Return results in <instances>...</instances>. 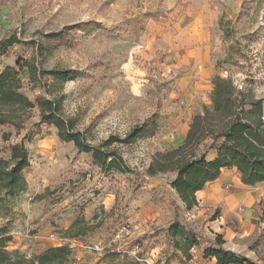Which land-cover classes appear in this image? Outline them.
<instances>
[{
	"label": "rangeland",
	"instance_id": "obj_1",
	"mask_svg": "<svg viewBox=\"0 0 264 264\" xmlns=\"http://www.w3.org/2000/svg\"><path fill=\"white\" fill-rule=\"evenodd\" d=\"M185 9L184 0H0V42L12 35L19 41L0 56V71L35 55L44 70L66 76L55 84L46 76L45 89L25 86L29 99L50 92L61 96L65 115L92 145L111 135L123 138L146 121L152 131L130 145H114L130 168L119 173L96 167L90 154L78 153L72 142L58 139L54 127L41 125L40 135L24 140L27 189L8 219L0 220L11 236L8 251L31 258L67 238L73 240L67 264H107L106 251L141 264L166 263L172 256L160 249L166 221L153 212L154 205H174V175L155 176V182L145 174L155 152L176 147L163 144L164 138L211 106L215 77L261 100L264 123V0H236L223 8L220 19L209 24L203 54L190 45L160 50L159 39L146 35L149 20L164 19L172 35L184 29L199 39L188 17L178 21ZM204 68L212 71L210 77ZM39 121L34 109L18 135L0 126V158L9 160L7 146L31 136ZM180 220L173 223L193 231ZM76 231L82 234L68 236Z\"/></svg>",
	"mask_w": 264,
	"mask_h": 264
},
{
	"label": "trees",
	"instance_id": "obj_2",
	"mask_svg": "<svg viewBox=\"0 0 264 264\" xmlns=\"http://www.w3.org/2000/svg\"><path fill=\"white\" fill-rule=\"evenodd\" d=\"M16 43L19 41L15 35L0 42V56L5 55L7 49ZM46 76L52 77L54 84L63 82L66 77L64 72L44 70L35 55L28 60L17 61L15 67H5L0 71V126L12 127L18 135L34 109L40 120L33 125L31 136L26 134L20 142L7 146L9 160L0 158V220L8 219L16 198L27 189L24 170L29 166V157L24 140L40 135L41 125L54 127L61 142H72L78 153L90 154L93 164L105 172L130 171L114 145L127 146L147 132L152 135L150 124L146 121L134 126L123 138L111 135L98 145H92L75 129L74 119L65 115L61 96L50 92L49 96L39 94L31 100L24 93L25 86L32 88L40 84L45 89L43 79ZM262 120L261 100H253L230 79L215 77L211 106L203 107L201 112L192 116L181 145L153 154L145 174L150 178L173 174L170 186L186 211L197 206L196 192L216 180L222 169L236 168L244 185L253 186L264 182ZM8 137L2 135L3 141L7 142ZM210 151H214L216 157L208 161L206 155ZM81 234L80 231L69 232L68 236L78 237ZM167 237L170 245L181 253L182 264L192 259L191 250L200 245L199 237L191 231L187 232L185 226L178 223L169 225ZM10 240L11 236L0 226V264H67L71 256V250L60 245L26 258L18 251L7 250ZM222 245V239L216 237L214 248L204 247L202 257H214L216 264H257L223 249ZM106 252L107 264H141L117 252Z\"/></svg>",
	"mask_w": 264,
	"mask_h": 264
},
{
	"label": "crops",
	"instance_id": "obj_3",
	"mask_svg": "<svg viewBox=\"0 0 264 264\" xmlns=\"http://www.w3.org/2000/svg\"><path fill=\"white\" fill-rule=\"evenodd\" d=\"M236 0H184L186 9L180 16V22L188 17L190 24L200 32L199 39L193 34H186L184 29L172 35L170 23L163 20H149L145 25L146 35L159 39L160 50H198L203 54L206 40L209 36V24L216 23L225 7H233ZM181 29V28H180ZM190 45L189 49L186 46ZM205 73L209 70L202 69ZM209 71L207 77H210ZM203 75V74H202ZM196 80V77H191ZM196 82V81H194ZM193 84V83H192ZM188 130L187 125H181L178 132L174 129L164 138L163 144L179 146L183 143ZM214 151L208 152L206 159L213 160ZM29 168V166L27 167ZM26 168V169H27ZM155 182V177H152ZM173 206L164 204V208L154 205L157 212L154 216L163 217L164 241L161 250L168 249L172 256L164 262L157 259L154 264H182L179 251L175 250L167 237V229L175 220L193 225V233L199 237V246L193 252L192 259L186 264H216L214 257L203 258L202 249L206 246L214 248V240L220 237L223 249L234 252L257 264H264V182L253 186L244 185L236 168L222 169L219 177L207 183L196 192L197 206L186 211L178 195L171 190ZM182 224V223H181ZM166 235V236H165ZM166 238L168 239L167 244Z\"/></svg>",
	"mask_w": 264,
	"mask_h": 264
},
{
	"label": "built area",
	"instance_id": "obj_4",
	"mask_svg": "<svg viewBox=\"0 0 264 264\" xmlns=\"http://www.w3.org/2000/svg\"><path fill=\"white\" fill-rule=\"evenodd\" d=\"M54 239V238H53ZM59 241V245H64L67 246L70 250L73 249V240H69L67 238H60V239H56Z\"/></svg>",
	"mask_w": 264,
	"mask_h": 264
}]
</instances>
